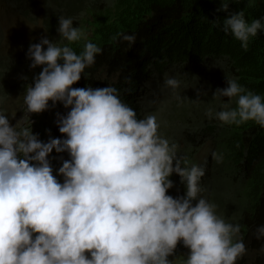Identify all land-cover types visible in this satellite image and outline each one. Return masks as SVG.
<instances>
[{
	"label": "clouds",
	"instance_id": "obj_1",
	"mask_svg": "<svg viewBox=\"0 0 264 264\" xmlns=\"http://www.w3.org/2000/svg\"><path fill=\"white\" fill-rule=\"evenodd\" d=\"M229 5L221 0L217 9L227 13L221 29L247 50L250 38L264 31V17L248 22L243 10L230 11ZM56 31L67 43L42 36L26 53L30 68L42 69L23 96L37 134L11 125L0 109V264H173L168 257L178 242L189 249L184 264H236L246 251L236 238L240 225L226 222L200 195L205 167L187 166L176 143L159 133L157 116L138 118L114 86L72 87L101 48L86 40L82 52L73 50L70 45L84 34L71 17L59 16ZM117 36L135 44V34ZM180 83L165 74L164 86L173 93ZM226 83L213 97H227V103L206 115L223 124L253 121L264 128V96L235 79ZM233 98L235 107H227ZM49 101L69 111L56 114L63 138L43 142L39 125L48 137L54 125ZM41 112L39 120L34 113ZM53 150L70 156L58 169L62 183L48 159ZM212 157L222 160L216 152ZM173 173L186 187L176 198L166 194ZM260 237L264 225L257 228Z\"/></svg>",
	"mask_w": 264,
	"mask_h": 264
},
{
	"label": "trees",
	"instance_id": "obj_2",
	"mask_svg": "<svg viewBox=\"0 0 264 264\" xmlns=\"http://www.w3.org/2000/svg\"><path fill=\"white\" fill-rule=\"evenodd\" d=\"M0 2L29 20L43 11V36L59 45L67 42L56 31L58 17L73 18V26L84 34L80 41L70 45L73 50L77 54L82 52L87 40L97 44L101 52L72 87L111 85L138 118L155 114L159 133L176 143L178 155L187 158V166L205 167L200 195L216 205L217 215L226 222L240 225L236 238L244 242L246 251L236 264H264V237L257 238V228L264 225V128L253 121L238 126L223 124L206 115L208 109L219 111L227 103V97H213L217 88L227 87L226 78L235 79L246 90L264 96V31L250 38L247 50L242 48L240 41L221 29L227 15L217 11L221 0ZM224 2L230 4V11L243 10L248 22L264 17V0ZM118 33L135 34V44L122 40ZM39 40L26 43V49ZM27 50L22 59L0 58V101L4 94L10 96L17 88L24 90L42 70L38 66L32 68V75L25 73L26 65L31 62ZM165 74L180 80L176 93L164 86ZM227 107H235V98ZM47 110L54 124L48 140L63 138L55 122L56 114L64 115L69 109L59 102L52 106L49 101ZM43 112L34 114L41 120ZM44 131L43 125H39L38 138L43 142ZM213 152L222 156L220 162L213 159ZM50 155L53 175L62 183L58 169L70 156L55 150ZM170 179L173 187L166 194L174 198L183 196L186 187L179 175L173 173ZM220 184H224L228 193L215 202L210 193ZM188 253L189 249L178 242L169 260L184 264Z\"/></svg>",
	"mask_w": 264,
	"mask_h": 264
},
{
	"label": "rangeland",
	"instance_id": "obj_3",
	"mask_svg": "<svg viewBox=\"0 0 264 264\" xmlns=\"http://www.w3.org/2000/svg\"><path fill=\"white\" fill-rule=\"evenodd\" d=\"M40 14L35 17V19H28L29 17H24L18 15L16 12L9 10L5 2H0V58L3 56L12 57L17 59H22L26 52V43L34 42L36 39L43 36L42 22L44 20V12L39 11ZM5 62V60H3ZM31 63V62H30ZM30 63L26 65L28 75L33 74V69L30 68ZM22 73H24L22 71ZM14 77H17L14 76ZM20 83V82H19ZM30 85V83H27ZM18 86V83L17 85ZM25 86V88H26ZM24 90L17 88L16 92H10V96L4 94V99L0 101L1 106L4 107V111L10 120L11 125L18 124L20 128H31L34 134H37V128L33 125L35 120L31 117L28 120V113L26 111V106L23 102ZM21 92V94H18ZM17 94V95H16ZM2 107V108H3ZM48 139V135H45V140ZM50 160V154L48 157ZM228 191L224 184H220L218 189L210 193V196L214 198L215 202L220 199L221 195H226ZM169 257L168 259H171Z\"/></svg>",
	"mask_w": 264,
	"mask_h": 264
}]
</instances>
